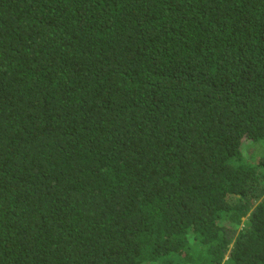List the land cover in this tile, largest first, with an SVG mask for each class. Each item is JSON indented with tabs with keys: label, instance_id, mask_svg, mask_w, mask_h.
Wrapping results in <instances>:
<instances>
[{
	"label": "trees",
	"instance_id": "obj_1",
	"mask_svg": "<svg viewBox=\"0 0 264 264\" xmlns=\"http://www.w3.org/2000/svg\"><path fill=\"white\" fill-rule=\"evenodd\" d=\"M0 264H264V0H0Z\"/></svg>",
	"mask_w": 264,
	"mask_h": 264
}]
</instances>
